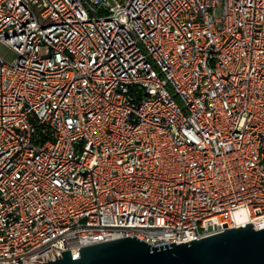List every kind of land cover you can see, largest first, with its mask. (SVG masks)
<instances>
[{
  "label": "built area",
  "instance_id": "1",
  "mask_svg": "<svg viewBox=\"0 0 264 264\" xmlns=\"http://www.w3.org/2000/svg\"><path fill=\"white\" fill-rule=\"evenodd\" d=\"M0 45V264L264 229V0H0Z\"/></svg>",
  "mask_w": 264,
  "mask_h": 264
},
{
  "label": "water",
  "instance_id": "2",
  "mask_svg": "<svg viewBox=\"0 0 264 264\" xmlns=\"http://www.w3.org/2000/svg\"><path fill=\"white\" fill-rule=\"evenodd\" d=\"M201 240L150 247L134 237L121 238L79 248V257L70 252L43 264H264V229L244 227ZM59 257V256H58Z\"/></svg>",
  "mask_w": 264,
  "mask_h": 264
},
{
  "label": "rangeland",
  "instance_id": "3",
  "mask_svg": "<svg viewBox=\"0 0 264 264\" xmlns=\"http://www.w3.org/2000/svg\"><path fill=\"white\" fill-rule=\"evenodd\" d=\"M215 15L218 16L219 11H216ZM0 57L5 59L6 61L10 62L13 59L14 54L8 48L0 45Z\"/></svg>",
  "mask_w": 264,
  "mask_h": 264
}]
</instances>
